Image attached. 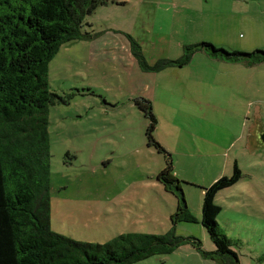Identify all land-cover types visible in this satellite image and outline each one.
I'll return each mask as SVG.
<instances>
[{"label":"rangeland","instance_id":"1","mask_svg":"<svg viewBox=\"0 0 264 264\" xmlns=\"http://www.w3.org/2000/svg\"><path fill=\"white\" fill-rule=\"evenodd\" d=\"M108 1L82 28L93 33L94 24L97 39L62 46L49 66L50 91L64 101L49 111L52 230L105 244L175 227L213 253L201 224L204 188L232 176L237 164L242 178L218 193L217 221L240 264H264V149L232 144L238 132L244 139L253 129L264 133V63L235 65L198 54L175 72L192 83H177L145 72L127 38L140 42L149 65L178 60L184 46L199 43L228 52L264 50V0ZM144 97L153 98L155 137L172 154L173 175L196 223H173L180 199L158 179L165 157L148 146L149 121L135 102ZM136 264L219 263L184 245Z\"/></svg>","mask_w":264,"mask_h":264},{"label":"trees","instance_id":"2","mask_svg":"<svg viewBox=\"0 0 264 264\" xmlns=\"http://www.w3.org/2000/svg\"><path fill=\"white\" fill-rule=\"evenodd\" d=\"M107 4L108 0H0V264H136L170 255L184 245L219 264H240L232 241L218 224L222 208L216 203L219 192L242 178L237 164L232 176L204 188L201 224L216 247L213 253L204 251L200 240L177 235L175 227L164 235L124 234L105 244L76 241L52 230L49 111L64 101L50 91L49 66L62 46L97 36L82 28L88 16ZM127 38L145 72L185 67L199 52L230 63H264V50L228 52L199 43L185 46L178 60L149 65L140 43L131 35ZM135 102L149 121L148 146L165 157L158 179L180 199L173 223L198 222L187 207L182 182L173 175L172 154L155 137L158 120L152 103L144 98Z\"/></svg>","mask_w":264,"mask_h":264},{"label":"crops","instance_id":"3","mask_svg":"<svg viewBox=\"0 0 264 264\" xmlns=\"http://www.w3.org/2000/svg\"><path fill=\"white\" fill-rule=\"evenodd\" d=\"M107 5H109V4H107ZM107 5H104V6H100L99 8H101V7H106ZM98 8V9H99ZM96 12V11H95ZM141 15L143 16V17H145L146 15H144L143 13H141ZM146 18V17H145ZM146 25H151L150 23H149V21L147 20L146 21ZM89 26L92 28V31H93V33L92 34H96V31H95V29H94V24H89ZM96 39H97V37H95ZM94 38V39H95ZM134 38V37H133ZM94 39H92V41L94 40ZM135 39V38H134ZM89 41V40H88ZM91 41V40H90ZM106 41H107V39H106ZM138 41V40H137ZM103 42V41H102ZM139 42V41H138ZM140 43V42H139ZM103 46H106V44L105 43H103ZM188 46V45H187ZM185 47V46H184ZM198 54H205V53H203V52H199V53H197V54H195L194 55V57L196 56V55H198ZM133 55V54H132ZM205 55H207V54H205ZM183 56V55H182ZM181 56V57H182ZM208 56V55H207ZM134 57V56H133ZM180 57V58H181ZM194 57H193V59H194ZM209 57V56H208ZM211 58V57H210ZM135 59V58H134ZM192 59V60H193ZM214 59V58H213ZM159 60H161V59H159ZM167 60H170V59H167ZM214 60H218V61H223V60H219V59H214ZM233 64H235V65H237V64H243V63H233ZM246 65V64H245ZM239 66H242V65H239ZM248 66V65H247ZM186 67V66H185ZM185 67H182V68H175V69H172V68H169V70L168 69H166V70H164V71H162V72H158V74H162L161 76V78L163 79V78H165V77H168V76H170V77H168V79H171L173 82H175V81H177V83H183V82H185V81H188V83H189V85L192 83V79L191 78H189V79H184V76H181V75H178L179 73H175V72H182L184 69L183 68H185ZM172 69V70H171ZM173 70H177V71H173ZM157 79H160V78H157ZM194 83H195V85H198V79L197 80H195L194 81ZM156 85H158V84H156ZM144 99H146V100H149V98L147 99L146 97H144ZM151 101L153 102V98L151 97ZM150 101V100H149ZM150 101V102H151ZM151 102V103H152ZM153 105V104H152ZM157 131V130H156ZM239 134L237 135V137H236V139H235V141L232 143L233 145H238L239 144V146H241L240 147V150L242 149V150H252V149H255V148H258V147H261L262 146V150L264 149V142L263 141H261L260 140V132H257V130L255 129H253V130H250L249 132H248V134H247V139H246V141H245V139H244V137H245V132L243 131L241 134H240V132H238ZM244 141V142H243ZM243 142V143H242Z\"/></svg>","mask_w":264,"mask_h":264},{"label":"flooded vegetation","instance_id":"4","mask_svg":"<svg viewBox=\"0 0 264 264\" xmlns=\"http://www.w3.org/2000/svg\"><path fill=\"white\" fill-rule=\"evenodd\" d=\"M257 132H260V140L263 141L264 133H262L259 129H257Z\"/></svg>","mask_w":264,"mask_h":264},{"label":"water","instance_id":"5","mask_svg":"<svg viewBox=\"0 0 264 264\" xmlns=\"http://www.w3.org/2000/svg\"><path fill=\"white\" fill-rule=\"evenodd\" d=\"M263 142H264V137H263Z\"/></svg>","mask_w":264,"mask_h":264}]
</instances>
